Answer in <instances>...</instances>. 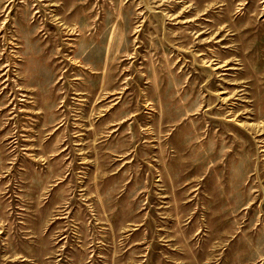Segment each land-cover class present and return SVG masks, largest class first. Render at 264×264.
I'll return each instance as SVG.
<instances>
[{
  "label": "rangeland",
  "instance_id": "374dc122",
  "mask_svg": "<svg viewBox=\"0 0 264 264\" xmlns=\"http://www.w3.org/2000/svg\"><path fill=\"white\" fill-rule=\"evenodd\" d=\"M0 264H264V0H0Z\"/></svg>",
  "mask_w": 264,
  "mask_h": 264
}]
</instances>
